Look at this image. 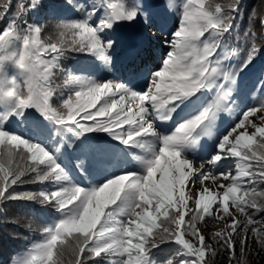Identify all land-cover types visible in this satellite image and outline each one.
Wrapping results in <instances>:
<instances>
[{"label":"snow or ice","instance_id":"obj_1","mask_svg":"<svg viewBox=\"0 0 264 264\" xmlns=\"http://www.w3.org/2000/svg\"><path fill=\"white\" fill-rule=\"evenodd\" d=\"M59 3L55 36L42 38L47 26L24 18L39 0L15 11L0 0V21L11 12L0 31V213L9 201L52 210L11 264H215L223 254L241 264L250 236L264 249V66L253 71L264 52L251 27L238 49L225 39L238 33L241 0ZM160 42L169 50L154 70ZM28 184L42 187L17 190ZM206 217L230 220L212 243L197 227Z\"/></svg>","mask_w":264,"mask_h":264},{"label":"trees","instance_id":"obj_2","mask_svg":"<svg viewBox=\"0 0 264 264\" xmlns=\"http://www.w3.org/2000/svg\"><path fill=\"white\" fill-rule=\"evenodd\" d=\"M23 2L25 4L29 3V0H12V11H15L16 4ZM150 2H155V0H150ZM207 2V0H206ZM216 2L227 4L230 0H216ZM52 3V4H51ZM39 8L36 11H30L26 17H24L28 22L37 23L41 25H46L45 31L42 33V38H47L55 36L54 25L57 22L54 17L50 13V7L55 6L58 9L60 8L59 0H39ZM51 4V5H50ZM242 11V17H238L236 20V25L238 29V33L236 31L233 32L231 38L225 37L226 40H229V50L238 49L243 46V42L245 40L244 32L252 28V30L256 33V43L258 47H260L261 51L264 52V0H241L240 5ZM255 10L256 18L251 22L249 21L250 14ZM61 14H71L69 12H64L61 10ZM11 19V12L3 21H0V31L7 25L9 20ZM174 21L176 22L175 26H178V21L175 14L169 20V28L174 27ZM133 29L131 28H121L118 32L121 36L129 35ZM239 34L240 40L237 42L236 36ZM166 36L170 35L169 33H165ZM250 43V41H249ZM160 46H157L153 51L156 53V57L154 60L149 61L152 67L156 68L159 65L163 52H166L167 46L163 43H159ZM158 55V58H157ZM81 56L77 55L70 59L64 60L62 66L66 69H71L75 65H79L82 63ZM261 66H264V55H260L255 64L254 72L258 71ZM119 69V64L117 65ZM12 75H16L14 69H10L9 78ZM109 78H117V77H109ZM18 83H22L21 79L17 77ZM248 89H245V102L249 105L255 103L251 96L247 95ZM215 95V92L205 93L207 99H211V97ZM256 95V100L260 99L259 94ZM67 94H65L66 98ZM235 99V98H234ZM232 108V112L223 113V117L226 122H231L235 120V113L238 109L235 105H230ZM174 127V125H168V128ZM228 126L227 123H222L220 125L221 128ZM17 131H21L22 129L17 128ZM72 150H68V158H71ZM42 186L40 184H28L23 185L18 188V191H38ZM258 190H264V185H259ZM3 212L0 213V264H11L13 258H19L26 251L28 247L33 242L41 239L40 233L43 231V228L46 226L42 219H39L40 216H47L52 210H48V212L43 211L38 204H34L30 201H9L5 203L3 206ZM252 211V210H250ZM237 218L243 220L244 217L236 213ZM11 219H16L17 223L9 222ZM257 220L264 219V214H259L255 217ZM207 223H206V222ZM205 221L199 222L197 227L202 231L206 226H210L212 223L207 217ZM31 225V229L28 225ZM259 226V225H257ZM214 232V231H212ZM206 233L207 241L212 243L210 240V234ZM215 247V244H213ZM237 256L239 257V249L237 248ZM68 259V257H66ZM264 264V249H261L260 245L255 241L254 237L250 236L248 241V245L245 249L244 255L241 258V264ZM215 264H229V260L226 254L218 255L216 258ZM235 264V262H233Z\"/></svg>","mask_w":264,"mask_h":264},{"label":"rangeland","instance_id":"obj_3","mask_svg":"<svg viewBox=\"0 0 264 264\" xmlns=\"http://www.w3.org/2000/svg\"><path fill=\"white\" fill-rule=\"evenodd\" d=\"M155 31H156L155 29H151V28L149 29V32L150 33H155ZM157 46H160V44H157L155 46V48H157ZM168 50L169 49L167 48L166 51H168ZM163 54H164V52H163ZM163 54H161V55L163 56ZM155 57H156V53L154 51H152L151 54H150V57H149V61L154 60ZM157 58H158V55H157ZM119 63H120V61H119V58H118L117 65ZM152 65L153 64H151V66ZM250 119H253L254 122H256L257 124H260L261 123L260 120H259V118H258V116L257 117H250ZM219 183H221V181H218L215 184L212 183L210 180L205 182L206 186L209 187L212 191H218V190L219 191H222V189H218ZM189 207H191V208L194 209L195 208V204L190 201L189 202ZM229 207H230V211L233 214L236 215L235 209L231 207V204L229 205ZM186 219H187V217H186ZM225 223H230V220L226 218L224 221H218V222H216V223H214V224H212L210 226H206L203 231L201 230L202 231V234H206V233L208 234L209 232H212V231H214V232L215 231H222L223 228H224Z\"/></svg>","mask_w":264,"mask_h":264}]
</instances>
